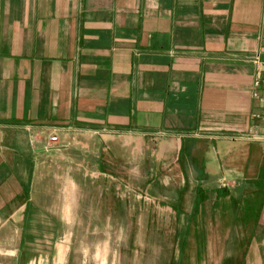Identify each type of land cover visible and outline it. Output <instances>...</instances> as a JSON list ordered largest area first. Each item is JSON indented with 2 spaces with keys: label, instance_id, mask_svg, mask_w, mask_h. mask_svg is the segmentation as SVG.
Instances as JSON below:
<instances>
[{
  "label": "crops",
  "instance_id": "crops-1",
  "mask_svg": "<svg viewBox=\"0 0 264 264\" xmlns=\"http://www.w3.org/2000/svg\"><path fill=\"white\" fill-rule=\"evenodd\" d=\"M256 57L264 0H0V255L65 264L80 184L113 193L122 140L176 141L186 183H258ZM238 230L254 235L220 264H264V196L253 228Z\"/></svg>",
  "mask_w": 264,
  "mask_h": 264
},
{
  "label": "rangeland",
  "instance_id": "rangeland-1",
  "mask_svg": "<svg viewBox=\"0 0 264 264\" xmlns=\"http://www.w3.org/2000/svg\"><path fill=\"white\" fill-rule=\"evenodd\" d=\"M120 144L110 156L117 163L113 193L99 198L98 184H80V216L65 264H220L235 252L242 257L240 244L254 234L238 229L253 228L257 220L264 195L248 194L257 184H196L194 176L183 182L187 178L177 167L176 141L162 136ZM196 195L207 201L203 209ZM188 220L191 232L185 231ZM256 234L264 237V232ZM0 264L14 263L0 255Z\"/></svg>",
  "mask_w": 264,
  "mask_h": 264
},
{
  "label": "built area",
  "instance_id": "built-area-1",
  "mask_svg": "<svg viewBox=\"0 0 264 264\" xmlns=\"http://www.w3.org/2000/svg\"><path fill=\"white\" fill-rule=\"evenodd\" d=\"M253 62H254L255 66L258 69L264 68V60H260V59H258L256 57V58H253ZM261 86H262V81L260 79H256L253 82V84H252V93H251V95H252V98L254 100L259 102L261 105H264V96L260 95V93H259V90L261 89ZM247 138L255 140V139H259V136H258V134L256 132L252 131V132L249 133V135H247ZM56 140H57V138L54 137V136L49 138V141L51 143L56 142Z\"/></svg>",
  "mask_w": 264,
  "mask_h": 264
},
{
  "label": "trees",
  "instance_id": "trees-1",
  "mask_svg": "<svg viewBox=\"0 0 264 264\" xmlns=\"http://www.w3.org/2000/svg\"><path fill=\"white\" fill-rule=\"evenodd\" d=\"M263 180H264V176H262V179H260L259 182L256 183L257 184V190H264V182H263ZM224 192H227V191H224ZM197 200L199 202L200 199L198 198ZM200 201L203 202L204 199H201Z\"/></svg>",
  "mask_w": 264,
  "mask_h": 264
}]
</instances>
